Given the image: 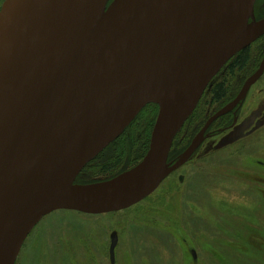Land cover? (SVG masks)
I'll list each match as a JSON object with an SVG mask.
<instances>
[{"label": "water", "instance_id": "1", "mask_svg": "<svg viewBox=\"0 0 264 264\" xmlns=\"http://www.w3.org/2000/svg\"><path fill=\"white\" fill-rule=\"evenodd\" d=\"M109 2L5 0L0 9V264H16L31 231L54 210L104 214L150 196L264 73L263 57L171 164L174 139L207 86L264 35V18L255 17L256 0ZM140 64V77L127 85ZM152 103L159 112L144 158L110 179L76 183ZM117 244L113 236L112 261Z\"/></svg>", "mask_w": 264, "mask_h": 264}, {"label": "rangeland", "instance_id": "2", "mask_svg": "<svg viewBox=\"0 0 264 264\" xmlns=\"http://www.w3.org/2000/svg\"><path fill=\"white\" fill-rule=\"evenodd\" d=\"M4 1L0 0V9ZM260 1L258 12L264 16V0ZM250 46L252 60L246 69L230 74L225 65L212 80L195 115L177 135V147H186L222 106L212 100L217 82L227 81V103L256 69L264 56V35ZM150 105L136 119L133 153L121 156L111 146L105 152L116 171L103 176L87 168L83 177L107 180L144 158L148 151L144 144L149 149L159 112ZM250 107L258 113H249ZM250 118H255L251 126ZM228 121L221 118L214 128ZM113 236L118 244L112 262ZM16 264H264V75L253 87L238 125L206 140L192 160L150 196L104 214L50 212L25 240Z\"/></svg>", "mask_w": 264, "mask_h": 264}, {"label": "trees", "instance_id": "3", "mask_svg": "<svg viewBox=\"0 0 264 264\" xmlns=\"http://www.w3.org/2000/svg\"><path fill=\"white\" fill-rule=\"evenodd\" d=\"M251 60H252V51H251V46H249V47L244 48L241 51H239L230 60L231 65H230L229 73L235 74L237 71H243L249 65ZM212 97H213L212 100L214 102H216L218 104H222V103L225 104L224 102L228 98V84H227L226 80H221L214 85V87L212 88ZM147 107L148 106H146L144 109L146 110ZM139 115L136 117V119L139 117ZM193 115H195V113ZM148 117H149V114H148L147 118ZM191 117H190V119H191ZM147 118L145 116L143 124L147 121L146 120ZM136 119L130 124V126L125 130V132L118 139H116L114 142H112L104 151H102L95 159H93L83 169V171L80 173V175L77 178L78 183H92L93 182L92 180L86 179L88 177H86V178L83 177L87 168H89V170L91 172L92 171L94 173L98 172L97 174L103 175V176H108V175H110L116 171V168H115L116 166L113 164L114 161L112 159H110L105 152L109 147L113 146L112 149L115 152L119 153V155H121V156H125L126 154L133 153L134 145L136 143L135 134H136L137 128L139 127V126L138 127L136 126ZM184 127H185V125H184ZM150 128L151 127L149 125L148 130H146L148 139H149V135H150V133H149ZM179 134H178V136H179ZM178 136L176 137L174 145L171 149L170 158L177 156L179 153H181L185 149V147L183 149H181L182 148L181 146H180L181 148L176 146V141H177ZM191 139H189L188 142H186V146L189 144ZM144 146L146 147V150H148V145L146 143L144 144ZM86 175L90 176V173L87 172Z\"/></svg>", "mask_w": 264, "mask_h": 264}, {"label": "flooded vegetation", "instance_id": "4", "mask_svg": "<svg viewBox=\"0 0 264 264\" xmlns=\"http://www.w3.org/2000/svg\"><path fill=\"white\" fill-rule=\"evenodd\" d=\"M262 4V2L260 1V0H256V2H255V17H256V19L257 20H259V19H262V18H264V16H260V14H259V12H258V10H259V7H260V5ZM263 4H264V2H263ZM235 56V55H234ZM264 57V56H263ZM233 58V57H232ZM231 58V59H232ZM230 59V60H231ZM263 59V58H262ZM262 59L260 60V62H259V64H258V66L256 67V69L255 70H253L248 76H247V78L250 76V75H252L258 68H259V66H260V63H261V61H262ZM230 60L225 64V65H227V69H230V65H231V62H230ZM224 68V67H223ZM222 70V69H221ZM263 75H264V73H263ZM263 75L260 77V79L263 77ZM216 77V76H215ZM214 77V78H215ZM247 78L243 81V83H242V85L238 88V90L236 91V93H235V95H233L232 96V98H231V100H229L227 103H225L224 105H222L218 110H220L223 106H225L226 104H228L229 102H231L232 100H234L236 97H237V95L239 94V92H240V90L242 89V87H243V85H244V83L246 82V80H247ZM259 79V80H260ZM259 80L254 84V85H252V87L250 88V90H249V92L247 93V95H246V97L230 112V113H228V114H226V115H224V116H222V117H220V118H218L210 127H209V129L206 131V139L204 140V142L206 141V140H208L209 138H211L212 136H214V135H219L220 133H223V132H226V131H229V130H233L237 125H238V122H239V120H240V116H241V112H242V110H243V108H244V106H245V104L247 103V101H248V99H249V96H250V93H251V91H252V89H253V87L259 82ZM212 82V81H211ZM211 85V83L209 84V86ZM208 86V87H209ZM208 87H207V89H208ZM206 89V90H207ZM206 90H205V92H206ZM205 92H204V94H205ZM204 94H203V96H204ZM202 96V97H203ZM202 97H201V100H202ZM213 98V97H212ZM200 100V101H201ZM200 103V102H199ZM153 104V103H152ZM150 105V104H149ZM157 107H158V105L157 104H155ZM199 105V104H198ZM198 107V106H197ZM158 110H159V107H158ZM218 110H216L214 113H216ZM254 112V114L253 115H256V113H258V111L257 110H253L252 109V107H250V109H249V113L250 112ZM213 113V114H214ZM193 115V114H192ZM191 115V116H192ZM190 116V117H191ZM226 119H229V121L227 122V123H225L224 124V126L222 125V126H220V127H218L217 129H215L214 127H215V124L217 123V122H219L220 120H221V118H222V120H224L225 118ZM224 118V119H223ZM253 119H255V118H250V120H249V126H251V124H252V120ZM189 120V119H188ZM207 121V120H206ZM205 121V122H206ZM205 122H204V124H205ZM224 123V122H223ZM203 124V125H204ZM203 125L201 126V128L198 130V132L202 129V127H203ZM182 130V129H181ZM249 130V129H248ZM197 132V133H198ZM180 133V132H179ZM178 133V134H179ZM177 134V135H178ZM177 137V136H176ZM194 138V136L192 137V139ZM176 139V138H175ZM192 139H191V141H192ZM191 141L189 142V144L185 147V149L180 153V154H178L177 156H175V157H172V158H170V155H169V159H168V162L169 163H171V164H173L174 162H176L177 161V159L179 158V156L187 149V147L190 145V143H191ZM174 142H175V140H174ZM204 142L199 146V148L195 151V153L192 155V157H191V159L189 160V161H191L192 160V158L197 154V152H198V150L201 148V146L204 144ZM173 145H174V143H173ZM188 161V162H189ZM187 162V163H188ZM187 163H185V164H187ZM184 164V165H185ZM136 165V164H135ZM183 165V166H184ZM183 166H181V167H183ZM133 167V166H132ZM180 167V168H181ZM131 168V167H130ZM179 168V169H180ZM129 169V168H128ZM179 169H177V170H179ZM177 170H175V171H173L171 174H173L174 172H176ZM170 174V175H171ZM169 175V176H170ZM168 176V177H169ZM167 177V178H168ZM166 178V179H167ZM165 179V180H166ZM164 180V181H165ZM163 181V182H164ZM162 182V183H163ZM161 183V184H162ZM159 188V187H158ZM157 188V189H158ZM156 189V190H157ZM195 257H196V255H195Z\"/></svg>", "mask_w": 264, "mask_h": 264}, {"label": "bare ground", "instance_id": "5", "mask_svg": "<svg viewBox=\"0 0 264 264\" xmlns=\"http://www.w3.org/2000/svg\"><path fill=\"white\" fill-rule=\"evenodd\" d=\"M166 1H169V0H166ZM163 3H165V1H161V2H158L156 4L154 3V4H152V6H157V5H161V4L163 5ZM186 15H188V13ZM174 23L175 22H172V23L167 24L164 27H160V28L154 29V32L157 34V36H160L163 33H165L168 29H170ZM1 47L2 46H1V41H0V54L2 52ZM46 53L47 52L45 51V53H44L45 54L44 59L46 57ZM142 69H143V64H140L135 70H133L132 73H131V76L127 80V83L126 84L129 85V86L132 85V84H134L135 80H137V78L140 77V75L142 73Z\"/></svg>", "mask_w": 264, "mask_h": 264}]
</instances>
